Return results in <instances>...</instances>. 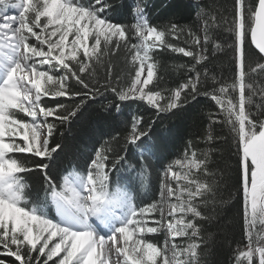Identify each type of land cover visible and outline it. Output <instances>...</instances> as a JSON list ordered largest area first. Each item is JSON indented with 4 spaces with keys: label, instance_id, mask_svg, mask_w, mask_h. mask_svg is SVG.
Masks as SVG:
<instances>
[{
    "label": "snow or ice",
    "instance_id": "snow-or-ice-1",
    "mask_svg": "<svg viewBox=\"0 0 264 264\" xmlns=\"http://www.w3.org/2000/svg\"><path fill=\"white\" fill-rule=\"evenodd\" d=\"M191 6L203 36L175 20L153 23L148 0H0V256L16 264H207L209 229L239 197L244 244L232 264H264V85L252 79L264 63L250 65L248 46L264 59V0H233L226 11L202 0ZM221 29L233 41L230 81L208 67L223 50ZM165 51L192 61L172 66L192 74L175 87L161 74L157 54ZM121 52L127 67L114 73ZM200 96L218 109L198 138L206 147L188 141L183 157L165 164L170 130L158 121ZM97 102L120 130L57 181L50 169L65 145L56 134L63 138L60 129ZM128 102L147 111L126 114ZM154 158L163 175L159 199L149 201L142 193Z\"/></svg>",
    "mask_w": 264,
    "mask_h": 264
},
{
    "label": "trees",
    "instance_id": "trees-1",
    "mask_svg": "<svg viewBox=\"0 0 264 264\" xmlns=\"http://www.w3.org/2000/svg\"><path fill=\"white\" fill-rule=\"evenodd\" d=\"M131 2V0H127ZM233 0H202V3L208 7L212 6V10L219 8L221 11L230 10ZM151 5L149 11L153 16V23L164 22L169 19L175 20L181 25L193 26L198 35L203 36V30L200 20H194L195 8L192 7V0H148ZM167 4V7L163 5ZM158 12V15H157ZM230 14V12H229ZM215 35L218 37V42L223 46L222 51H217L212 59V63L208 65L210 72L217 77H223L225 80H231L235 74L234 53L228 47L233 41L230 34L222 29L217 31ZM250 41V38H249ZM249 56L250 65L255 67L257 63H264L257 53V50L251 46L249 42ZM124 53L121 52L112 58L114 64V73H120L126 69V63L123 59ZM157 58L161 62V74L169 82L170 87H175L178 83L186 78L184 70L175 71L173 65L178 64H191V58L184 57L182 54H175L165 51L157 54ZM252 79L259 85H264V75L253 74ZM63 100L64 98H60ZM44 102L52 105L54 101L44 98ZM99 102L93 104L91 108L85 112L80 122L71 127L69 130L67 126L60 129L65 135L62 138L59 133L56 134L55 139L65 145V150L61 153L60 157L55 161L50 169V174L53 175L57 181L61 176L66 174L67 170H71L72 166L79 169L85 167V163L89 155L93 152L94 148L99 146V141L102 138H107L109 134H114L115 131L120 130L113 124L109 126L102 117L99 116L96 109ZM147 111L145 105L138 102H128L129 110ZM214 102L204 96H200L197 101L192 102L188 107L178 112L175 116L169 114L167 117H162L157 123V129L170 130L167 139L164 141V148L162 157L164 163L171 162L177 158H182L184 150L187 147L188 141H192V146L196 149H204L206 144L198 139L203 136L206 126L209 124V113L217 112ZM149 115L154 113L148 111ZM51 121V118H49ZM217 131L220 126L215 125ZM153 168L151 170V187L146 195L148 200L159 199L160 180L163 174V168L157 165L156 159L152 161ZM242 201L239 197L227 209L224 219L221 223L213 225L209 231L216 233L214 240L208 249H204L207 253V264H232L231 257L233 256V249L239 243L241 246L244 244V230L242 218ZM54 215V209L51 210ZM148 239L158 244L163 242L162 235H150ZM35 255V254H34ZM6 259L8 264H16L14 258L2 257ZM41 258V264L42 260ZM55 260V259H54ZM49 264H53L52 261Z\"/></svg>",
    "mask_w": 264,
    "mask_h": 264
},
{
    "label": "rangeland",
    "instance_id": "rangeland-1",
    "mask_svg": "<svg viewBox=\"0 0 264 264\" xmlns=\"http://www.w3.org/2000/svg\"><path fill=\"white\" fill-rule=\"evenodd\" d=\"M163 175V174H162ZM168 209H167V206H165V212H167ZM163 236V235H162ZM163 240H164V236H163ZM178 243H180V241H177ZM55 260H58L59 258H54Z\"/></svg>",
    "mask_w": 264,
    "mask_h": 264
},
{
    "label": "bare ground",
    "instance_id": "bare-ground-1",
    "mask_svg": "<svg viewBox=\"0 0 264 264\" xmlns=\"http://www.w3.org/2000/svg\"><path fill=\"white\" fill-rule=\"evenodd\" d=\"M115 259V258H114Z\"/></svg>",
    "mask_w": 264,
    "mask_h": 264
}]
</instances>
